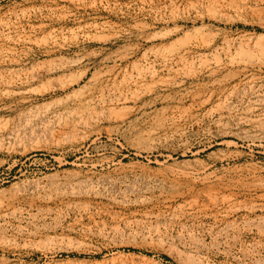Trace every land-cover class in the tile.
Here are the masks:
<instances>
[{"label":"rangeland","instance_id":"obj_1","mask_svg":"<svg viewBox=\"0 0 264 264\" xmlns=\"http://www.w3.org/2000/svg\"><path fill=\"white\" fill-rule=\"evenodd\" d=\"M0 264H264V0H0Z\"/></svg>","mask_w":264,"mask_h":264}]
</instances>
